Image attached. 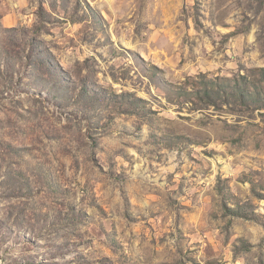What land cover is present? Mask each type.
I'll list each match as a JSON object with an SVG mask.
<instances>
[{"label": "rangeland", "instance_id": "obj_1", "mask_svg": "<svg viewBox=\"0 0 264 264\" xmlns=\"http://www.w3.org/2000/svg\"><path fill=\"white\" fill-rule=\"evenodd\" d=\"M0 264H264V0H0Z\"/></svg>", "mask_w": 264, "mask_h": 264}, {"label": "trees", "instance_id": "obj_2", "mask_svg": "<svg viewBox=\"0 0 264 264\" xmlns=\"http://www.w3.org/2000/svg\"><path fill=\"white\" fill-rule=\"evenodd\" d=\"M199 83L202 84V86H203L205 91H207L209 93H215L216 92V94H217L218 91H216V88H215L216 87V83L214 81L201 78L199 80ZM237 84L238 83L235 82L233 84L234 85L233 88L239 90V87L237 86ZM221 86H223V84L220 85L219 88ZM237 92L238 93L235 94V97L239 96V98H243V99L248 98L249 100L255 101L256 103H258L259 102L258 100H260L262 98L260 96V92L259 91H255L253 93L252 91L246 89L244 91H241V92L237 91ZM197 93H199V92H197ZM199 98H202V96H199Z\"/></svg>", "mask_w": 264, "mask_h": 264}]
</instances>
